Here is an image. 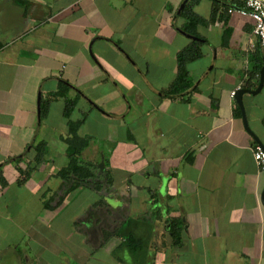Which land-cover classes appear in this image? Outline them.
<instances>
[{
	"label": "crops",
	"instance_id": "obj_1",
	"mask_svg": "<svg viewBox=\"0 0 264 264\" xmlns=\"http://www.w3.org/2000/svg\"><path fill=\"white\" fill-rule=\"evenodd\" d=\"M183 2L0 0V264H55L51 253L66 255L56 264H136L128 223L141 264H264V167L253 157L255 137L264 147V83L242 94L254 136L231 94L257 87L264 46L250 17L219 5L210 21L212 0L192 7L200 37L184 31ZM195 37L192 85L167 96L176 54ZM165 62L156 83L150 66ZM61 85L65 97L48 100ZM65 98L75 100L68 118ZM91 116L98 126L79 133ZM81 118L92 175L64 194L67 122Z\"/></svg>",
	"mask_w": 264,
	"mask_h": 264
},
{
	"label": "trees",
	"instance_id": "obj_2",
	"mask_svg": "<svg viewBox=\"0 0 264 264\" xmlns=\"http://www.w3.org/2000/svg\"><path fill=\"white\" fill-rule=\"evenodd\" d=\"M197 0H187L184 7L181 9L180 14L185 18V23L182 29L190 34L200 37V35L196 31V26L199 23L204 22V19L198 16L193 10L192 7ZM213 6L211 11L210 21L214 20L216 11L220 6H226L225 1L222 0H212ZM230 6V5H229ZM228 6V7H229ZM227 7V8H228ZM202 41L198 38H193L190 42L181 48L176 54L177 60V71L174 79L167 85V87L163 90V92L167 96H182V93L187 91L191 85L192 81L189 77V71L187 68V64L202 55L201 50ZM65 85H61L59 89L51 92L48 96V100H51L56 97H65ZM47 104L48 101L41 102L40 106V118H43L47 113ZM75 105V100L65 98V106L63 115L68 118L73 107ZM83 118L78 120H68V135L65 138V142L67 144L66 153L68 155V164L66 167L61 169L60 175L64 182L67 183V188L64 194H67L69 191L78 187L80 185L85 184L84 180L88 179L91 175V167L93 166L91 162L83 161L80 159V153L84 147L88 145V136H79L77 133V129L81 124ZM44 149V142H40L36 146V160L37 163L41 161ZM0 181L4 183V179L0 173ZM99 187V186H95ZM130 228V231L127 232V237L125 239V246L130 251L131 255L134 257V262L136 264H141V252L142 247L136 246V242L138 244L142 243V240L139 237H135L134 230L136 227L135 223L127 225ZM178 227V226H177ZM128 229V228H126ZM178 229V228H177ZM173 235L175 232L172 230ZM177 233V231H176Z\"/></svg>",
	"mask_w": 264,
	"mask_h": 264
},
{
	"label": "rangeland",
	"instance_id": "obj_3",
	"mask_svg": "<svg viewBox=\"0 0 264 264\" xmlns=\"http://www.w3.org/2000/svg\"><path fill=\"white\" fill-rule=\"evenodd\" d=\"M203 3H206V2H203ZM209 36H210V40L213 42V43H217L218 42V35L216 32H212V33H208ZM185 41H188V40H185ZM205 48L207 49V51L205 52H209V55H207V57L205 58L204 61H208V60H211V58L214 56V52L212 53V51L209 50V48H207L205 46ZM93 54V52H92ZM169 65L170 63L168 64L167 62L163 63V64H157V65H151V71L149 73V78H151L152 80H154V82L158 83L159 81H157L155 79V76L156 74H158L162 69H163V73H167L169 71ZM201 69L199 67L195 65H192V76L193 77H196L199 73H200ZM147 74V73H146ZM165 77H163V80L164 82L169 80L170 79V73L169 75H164ZM172 76V75H171ZM157 77V76H156ZM139 81V79H137ZM153 101V100H152ZM152 101H148L147 100V103L145 106L146 107H150L151 104H152ZM154 102V101H153ZM145 103V102H144ZM155 103V102H154ZM142 106V105H141ZM55 110V109H54ZM79 115V112L77 111H74V113L72 114V118H76L77 116ZM96 115V114H95ZM98 126V123L96 121V118L95 116H91L89 118V120L86 122V124L84 126H82L79 130V133H82V132H87L89 130H92L93 128L97 127ZM100 126V125H99ZM98 129V128H97ZM55 134V133H54ZM53 137H55L53 135ZM53 147L55 148V144H52V149ZM39 177V176H38ZM63 234V233H62ZM54 241H56L60 246L62 245V248H63V251H68L66 249V247L64 246V243H65V239L64 240H61V239H55ZM48 252V251H47ZM56 257H59V259L61 257H66V255L64 253H60L58 256H55L54 253H51L50 254V258H52L53 262L56 264L58 263V260ZM68 258V257H67ZM109 261L110 258L106 257ZM69 259L71 260V263L70 264H79V260L74 258L73 256L72 257H69ZM131 260V259H130ZM86 261L85 263L86 264H98L96 261H93L92 259H88V258H83L80 262H84Z\"/></svg>",
	"mask_w": 264,
	"mask_h": 264
},
{
	"label": "built area",
	"instance_id": "obj_4",
	"mask_svg": "<svg viewBox=\"0 0 264 264\" xmlns=\"http://www.w3.org/2000/svg\"><path fill=\"white\" fill-rule=\"evenodd\" d=\"M236 5H230L227 12H238L241 15L250 17L254 21L253 33L260 44L264 46V0H233ZM235 90L231 92L234 95ZM253 157L257 165L264 167V148L256 144L253 149Z\"/></svg>",
	"mask_w": 264,
	"mask_h": 264
},
{
	"label": "water",
	"instance_id": "obj_5",
	"mask_svg": "<svg viewBox=\"0 0 264 264\" xmlns=\"http://www.w3.org/2000/svg\"><path fill=\"white\" fill-rule=\"evenodd\" d=\"M185 1L186 0H184V2L181 4V6H180L181 8L184 6ZM187 35H189V34H187ZM189 36L190 37H194V36H191V35H189ZM263 83H264V61H263V64H262V66L260 68V71H259V82H258L257 87L255 89L240 88V89H237L235 91V93H234V99L238 103V105H239V107L241 109V114H242V120H243L244 127L252 135H253V133L249 129L247 121H246L245 111H244L243 102H242V94L246 93V92L247 93H252V94L259 92L261 90L262 86H263ZM39 100H40V95H38V99H37L38 116L40 115V103H39ZM255 141L258 142V144H260L261 146H263L262 143L260 142V140L257 137H255ZM261 203L264 206V188H263L262 193H261Z\"/></svg>",
	"mask_w": 264,
	"mask_h": 264
}]
</instances>
